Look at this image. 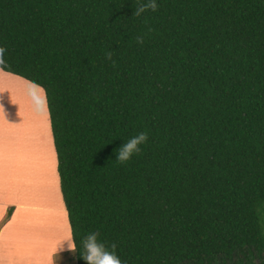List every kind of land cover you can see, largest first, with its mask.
<instances>
[{
    "label": "trees",
    "instance_id": "trees-1",
    "mask_svg": "<svg viewBox=\"0 0 264 264\" xmlns=\"http://www.w3.org/2000/svg\"><path fill=\"white\" fill-rule=\"evenodd\" d=\"M138 2L0 0V70L46 93L75 263L99 232L121 264H264V0Z\"/></svg>",
    "mask_w": 264,
    "mask_h": 264
},
{
    "label": "crops",
    "instance_id": "crops-1",
    "mask_svg": "<svg viewBox=\"0 0 264 264\" xmlns=\"http://www.w3.org/2000/svg\"><path fill=\"white\" fill-rule=\"evenodd\" d=\"M21 82L31 84L20 77L0 70V91L2 92L0 95V111L4 108L2 101L4 96L7 102H11L12 109L11 119L0 118V264H29L28 255H30L33 262L30 264H35L36 221L34 222L32 218L35 211L26 215V210H47L36 208V206L27 207L32 205L30 199L34 196L25 193L31 184H35V153L37 152L35 150V135L29 132L30 128L34 127V122H29L27 125L23 118H15V113L19 116L22 114L20 111L22 104L16 102L19 96L24 97V93L22 94L20 91V88L21 90L24 88ZM45 112V126L50 139L49 152H52L55 156L53 168L57 173L56 153L46 109ZM9 209H12L10 217H8ZM29 234L32 236L34 234V237L30 239ZM38 244H50V242L39 241ZM55 245L57 248L58 245ZM29 246H33V251H24V248ZM56 248L47 252V255H45L46 260L37 262H40L39 264H49L51 257L48 256L52 255Z\"/></svg>",
    "mask_w": 264,
    "mask_h": 264
},
{
    "label": "rangeland",
    "instance_id": "rangeland-1",
    "mask_svg": "<svg viewBox=\"0 0 264 264\" xmlns=\"http://www.w3.org/2000/svg\"><path fill=\"white\" fill-rule=\"evenodd\" d=\"M22 84L24 88L23 90L20 88V91L22 94L24 93V97L19 96L16 101L18 104H22L20 110L22 114L19 116V114L15 113V118H23L27 125L29 122H34V127L30 128L31 130H28L31 134L35 135V150L37 152L35 153V184H31L25 193L27 195L34 196L30 199L32 201V205L27 207L30 208L32 206H36V208L47 209L45 211L41 209L26 210V215L29 212L32 213V211H35L32 216L34 222L36 221L35 264H39L40 262L37 261L46 260L45 255H47L48 251H52L56 248L55 244L59 245L62 240L70 237V229L59 189L58 175L56 170L53 168L55 156L52 152H49L50 139L48 138L47 128L45 126V108H37L31 102L29 94L33 90V87H31L33 85L27 83ZM1 94L2 92L0 91V95ZM2 101L4 103V108L0 111V118L9 120L12 118L11 102H7L5 96L2 98ZM57 210L58 212H56ZM33 224L34 223L32 222V225ZM34 234L33 236L29 234L31 236L30 239L34 237ZM39 241L50 242V244L39 245ZM61 243L66 245L67 242L65 241ZM32 247L33 246L25 247L24 251H33ZM55 251L52 255L48 256L49 258L51 257L49 264H52L53 259L55 264H76L74 254L67 251L54 254ZM27 257L29 258V264L33 263L30 255Z\"/></svg>",
    "mask_w": 264,
    "mask_h": 264
},
{
    "label": "clouds",
    "instance_id": "clouds-1",
    "mask_svg": "<svg viewBox=\"0 0 264 264\" xmlns=\"http://www.w3.org/2000/svg\"><path fill=\"white\" fill-rule=\"evenodd\" d=\"M158 9L157 0H140L136 3L135 10L132 16L140 17L145 12H155ZM138 44H143L144 38L138 36L136 38ZM7 51L6 48L0 47V66L5 65L4 54ZM106 59L112 58V52L105 54ZM30 100L33 105L37 108H47V97L44 89L33 82V90L30 92ZM149 137L146 133L141 132L136 136L129 138L125 141L116 151L115 160L119 164H125L131 160V158L140 153L141 146L148 141ZM99 232H91L87 234L81 241V247H79V257L84 261V264H121L120 258L116 255L115 249L117 245L111 244V251L108 250L105 243L98 240ZM67 242L66 247L61 242ZM56 248L54 254L59 252L67 251L72 254H76L78 247L73 237H68L62 240ZM52 264H55L54 259Z\"/></svg>",
    "mask_w": 264,
    "mask_h": 264
}]
</instances>
